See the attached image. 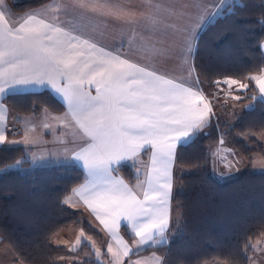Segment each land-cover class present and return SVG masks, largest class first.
I'll return each instance as SVG.
<instances>
[{"label":"snow or ice","instance_id":"1","mask_svg":"<svg viewBox=\"0 0 264 264\" xmlns=\"http://www.w3.org/2000/svg\"><path fill=\"white\" fill-rule=\"evenodd\" d=\"M200 8L201 0H185L179 10L168 0H65L58 9L85 19L95 15L120 21L140 37L145 59L141 62L130 55L135 44L127 52L109 49L35 13L16 19L0 7V95L47 85L65 101L68 123L76 129L73 142L79 146L68 158L79 161L87 173L85 182L72 191L122 249L121 255L108 244L112 264H123L122 256L134 251L118 238L122 221L139 238L137 249L168 242L172 166L178 148L211 126L217 106L227 105V98L221 105L218 95H205L195 74L193 41L203 17L193 19V14ZM173 59L182 74L147 62ZM247 79L255 80L259 89L251 99L264 98V77ZM216 83L235 85L236 91L249 88L231 78ZM5 142L0 131V144ZM9 143L37 141L26 133L23 141ZM141 153L150 155V167L145 180L138 181L142 193H137L119 170L122 162H138ZM31 159L35 162L37 157ZM135 170L140 172L139 167Z\"/></svg>","mask_w":264,"mask_h":264},{"label":"trees","instance_id":"2","mask_svg":"<svg viewBox=\"0 0 264 264\" xmlns=\"http://www.w3.org/2000/svg\"><path fill=\"white\" fill-rule=\"evenodd\" d=\"M263 39L264 0L233 3L228 11L208 22L198 37L194 62L199 76L211 82L225 75L244 80L260 73L264 69ZM211 52L228 61L231 67L210 73ZM257 94L251 81L243 99L251 107L242 111L233 127L223 129L222 119L217 118L206 128V134L200 132L178 148L175 163L186 171L176 176L179 189L171 198L180 211L175 238L166 244L143 247L133 254L154 250L162 256V264H202L212 259L248 264L250 243L264 233V171L247 166L236 177L218 180L208 167L207 146L222 138L247 157L248 163L254 155L264 152V142L257 135L264 132V99H251ZM3 102L17 113L37 111L44 106L53 111L63 107L47 90L7 94ZM219 131H227V137H220ZM24 153L21 146L0 145V168L22 158ZM119 173L128 181L133 177L127 163L120 165ZM84 178V171L75 163L0 172V241L15 248L20 259L28 264H59L55 258L66 248L54 245L52 238L65 225L77 222L100 237L95 228L79 220L80 210L64 203ZM55 221L56 225L48 226ZM120 231L128 240L133 237L124 224ZM194 244L201 251L192 249ZM74 264L99 263L89 259Z\"/></svg>","mask_w":264,"mask_h":264},{"label":"crops","instance_id":"3","mask_svg":"<svg viewBox=\"0 0 264 264\" xmlns=\"http://www.w3.org/2000/svg\"><path fill=\"white\" fill-rule=\"evenodd\" d=\"M133 2H135V0H133ZM168 2L176 4L177 10H179V5L185 3V0H168ZM235 2H240V0H201V8L193 14V19L203 17L201 26L196 30V39L193 41L194 54L196 50V44H197L198 37L201 31L203 30V28L208 24V22L212 21L221 12L222 9H226L228 11L233 5V3ZM64 3H65V0H38L32 5H30V7H28L27 9L23 11H19V10H15L12 7L11 2L9 0H4V5L0 7L6 8L10 13L15 14L14 18L16 19H19L21 16H26L27 14L35 13L41 18L47 19L49 22L58 23L61 26H64L67 29L74 31L75 34L82 35L85 38H89L93 42H96L98 45L104 46L109 49H118L120 51L127 52L128 49L132 47L133 44H135L136 46L132 47V51L130 55L134 59H139L141 60V62H145L144 56L142 54V50L139 48L140 37L132 33V31L127 28V26L123 25L120 21L110 16L103 17V16L92 15L85 19V18H82L79 13H73L72 15H65L63 11H58V9H62ZM53 16H56L57 19L53 20ZM168 23H172V21L169 20ZM261 50L264 54V39L261 41ZM194 61L195 60L193 57L192 62L195 64ZM147 62L153 64L154 66L163 67L167 69L169 72H174L177 75L182 74L177 62L174 59L169 60L167 62H165L164 60H160V61L148 60ZM195 74L197 75L200 81V87L203 89L205 95H208L211 97L212 94L214 93V88L209 89V86L207 87V84L203 82V80L200 78L197 72L196 66H195ZM253 76L264 77V69L260 73H257ZM226 78L239 80L237 77L225 75L222 77H216L214 81L215 82L222 81V80H225ZM240 81L242 83H247L249 85L248 81H245V80H240ZM253 84L255 88L257 89V91H259L258 86L255 83V80H253ZM234 87L236 88L237 86L234 85ZM41 90H47L51 94H53L57 98V100L61 102L63 106L62 109L58 111H53L51 109H48V111L50 112H47L46 114H44L45 115L44 118H41V116H38L40 113H42L41 108L37 111H31V112L25 113V115L26 114L34 115L31 113L38 114L36 116H31V117H34L32 118L33 123L30 126H28L26 130L27 138L30 140L35 139L37 143L32 144V145H25L24 143H9L13 141V138L11 135L18 134L20 130L14 121H12L14 122L12 123L11 121L8 120V112L10 108L5 105V103L3 102V98L9 93L33 92V91H41ZM246 90L247 89L243 91H237V93L239 96L243 98V95L246 93ZM93 95H95L94 90H93ZM243 103L246 104V102H241L240 104L243 105ZM66 111H67V105L65 101L63 100V98L57 93H55L47 85H44V86L33 85L29 87L17 88L5 94L0 95V131H2L6 137V142L0 145L8 146V147L21 146L25 150L24 156L22 158L17 159L21 161L20 165H16L15 162H13L10 164V165L14 164L13 167L11 168L2 167L0 168V172L8 170V169H13V168H20V169L29 171L26 169L27 166L32 167V169H35L41 166L75 163L81 167V169L84 171V174H85V178L83 179V181L80 184H78L76 187H74L78 189L79 186L83 184L85 180L87 179V173L82 168L81 163L79 161L68 158L70 157L72 150L74 148L78 149L79 146L78 144L73 142L76 129L71 124L68 123V120H70L71 118L65 115ZM17 120L18 118H16V121ZM55 121L58 122V124H55L54 123ZM202 132L206 134L207 133L206 128ZM53 134H55V136ZM34 147L42 149V154H39V155L32 154L31 152L33 151ZM65 150H67V154L65 153ZM27 152H30V154L32 155H36L37 159L35 160V162H33L31 157L29 156L27 157ZM40 157H43V159H40ZM122 163H127L131 166L133 177H131V181H128L120 173L119 175L124 179V181L130 187H134V190L137 191V193H142V188L137 186V183L138 181H143L146 178L145 173L150 167V155L146 153H141L138 162L125 161ZM137 167L140 168L139 173H137L135 170ZM184 171H186L185 168L177 165L176 163L172 166L173 187L171 190V198H172L173 192L176 189H179L176 176L180 175ZM66 200L68 201L67 203H65ZM64 203L73 210H80L82 212L80 217L84 218L85 224L95 228L100 233V237H96V236L95 237L103 243V249L101 250L103 253L105 254L109 253L107 249H108V244L111 243L113 246V250L114 251L120 250L121 255H122V249L116 243V240L112 239L111 235L107 232V230L103 227V225H101L99 221L95 219V216L90 212V210L82 202L79 201V198L73 193V191H71L66 196V198L64 199ZM170 204H171V218L172 219L170 223L169 232L167 235L168 242L172 240L170 239V231H175V227H177L175 226V223H173V206L174 205L171 200H170ZM123 224L127 226L128 232L133 237L131 238V240H128L121 233L120 228H119L118 238H122L124 241L127 242L129 247L134 249V251L131 252L129 256L127 257L122 256L123 264H128L130 260L139 259L140 257L149 256V255H154L156 259L155 260L156 263L162 264V256L154 250L148 253H144V254H137V255L133 254L134 252L142 249L143 247L157 246L161 244L153 245L149 243L148 245H144L137 249L136 242L138 241L139 238L135 236L130 226L126 222L122 221L121 226ZM172 225L174 226V229H172ZM58 233L59 232H57L56 234ZM52 243H53V238H52ZM57 246H62V245H57ZM3 247H8L11 250V252L9 253L10 262L8 264H28L24 262L22 259H20L19 253L16 251L15 248H13L11 245L7 243H2L0 241V251L2 250ZM62 247H65V246H62ZM0 264H1V260H0ZM202 264H227V263L219 259H212V260L205 261Z\"/></svg>","mask_w":264,"mask_h":264},{"label":"rangeland","instance_id":"4","mask_svg":"<svg viewBox=\"0 0 264 264\" xmlns=\"http://www.w3.org/2000/svg\"><path fill=\"white\" fill-rule=\"evenodd\" d=\"M11 2L12 7L15 10L23 11L30 7L32 5L34 0H9ZM29 1L28 3L24 5H20L21 2ZM227 11L226 9H222L221 12L217 15L220 16L224 14V12ZM206 56V55H205ZM209 57V64L211 66L210 73H213L214 70H218L222 68V71L225 69L228 70L229 66L227 64L228 61L223 60L222 58H219L218 54L215 52H211ZM221 57V56H220ZM208 65V64H207ZM227 67V68H226ZM255 74H251L250 76H253ZM231 76V75H229ZM221 77V76H220ZM234 77V76H232ZM201 78V77H200ZM216 78V77H215ZM210 81H207L205 78L202 79L203 82L207 84V87L209 86V89L214 88L213 95L219 96V104L223 105L225 98H227V105L226 106H217L215 108V111L217 113V118L222 119L221 122H223L222 125H224L223 129H230V127H233V125L238 120V117L241 115L242 111L246 109L245 105H251L250 102L246 101V104L243 103V99L246 95V93L243 95V98L241 101H236L233 99L234 96L238 95L236 88L232 86V88H229L226 84H219L214 81V79ZM238 78V77H237ZM239 80H243L241 78H238ZM245 81L250 82L253 80L244 79ZM205 84V85H206ZM214 86V87H213ZM247 91V90H246ZM11 94V93H9ZM222 96V97H220ZM10 108V107H9ZM11 109V108H10ZM8 112V120L14 121L17 124V127L19 128L20 132L16 135H11L13 138V141H23L25 138V133L28 128L33 122L31 116L38 115L37 113H31L34 115H25V113H16L12 109ZM42 113H40L38 116H41V118H44V114H46L49 108L47 107H41ZM51 114V113H49ZM16 118L18 120L16 121ZM217 120V119H216ZM12 122V123H14ZM55 124H58V122H54ZM257 123H261V120H257ZM217 125V122H216ZM218 127V125H217ZM53 129V128H52ZM52 131V130H51ZM228 131V130H227ZM227 131H219L220 137L225 135L227 137ZM53 133V132H52ZM55 136V134H53ZM259 139L264 142V132L257 134ZM222 138H220L218 141H216L214 144H210L207 146V163L208 167L211 171V173L221 181L229 180L233 177H236L239 175L245 167L249 166L254 171H264V166H262V162H264V152L262 154H257L252 157V159L249 160L250 163H248L247 157H244L241 155L236 148L231 147L227 142L223 140V143H221ZM32 154H42V149L34 147ZM30 154V152H27V157H32L33 155ZM36 156V155H34ZM236 161H239V163H236ZM229 164H233L234 167L229 168ZM13 165H7L6 168H11ZM27 170L32 169V167L27 166ZM180 217V211L173 206V223L177 226V223L179 221ZM80 221H83L84 218L80 217ZM56 221L53 223H48V226L56 225ZM81 229L84 230L83 236H81ZM96 235H93L88 230L84 229L81 224H78L77 222H71L64 226L61 231H59L58 234H56L53 237V243L55 245H62L67 248V250L63 253H60L56 256L55 262L59 264H69L71 261L72 264L83 262L84 260L94 259L98 261L100 264H112L113 257L110 253H103L101 250L103 249V243L98 240ZM80 238V242L77 243V238ZM175 238V232L170 231V239ZM195 245V244H194ZM255 245V247H253ZM250 252L248 254V264H264V233L261 235V237L255 239L250 243ZM74 249V250H72ZM192 249H196L201 251V247L193 246ZM97 250H99V256L97 255ZM11 250L8 247H3L0 251V260L1 264H8L10 262V256L9 253ZM154 255L149 256H143L139 259L130 260L128 264H158L155 261Z\"/></svg>","mask_w":264,"mask_h":264}]
</instances>
